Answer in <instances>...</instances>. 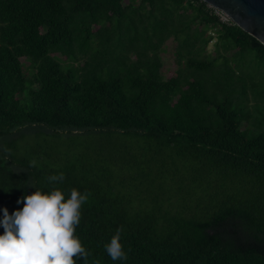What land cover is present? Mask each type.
<instances>
[{
	"label": "trees",
	"instance_id": "obj_1",
	"mask_svg": "<svg viewBox=\"0 0 264 264\" xmlns=\"http://www.w3.org/2000/svg\"><path fill=\"white\" fill-rule=\"evenodd\" d=\"M126 2L0 0V221L36 187H57L65 199L75 188L88 194L75 230L87 264H264V131L248 133L251 117L210 99L180 68L165 75L162 56L131 74L129 91L121 71L106 76L91 65L98 49L71 66L78 54L68 47L99 29V16L77 22L76 12L103 7L110 17ZM171 2V21L192 11L204 50L214 28L217 46L232 40L264 58L261 41L206 1ZM60 174L63 181H49ZM171 178L180 182L166 186ZM120 227L128 258L113 261L104 245Z\"/></svg>",
	"mask_w": 264,
	"mask_h": 264
},
{
	"label": "rangeland",
	"instance_id": "obj_2",
	"mask_svg": "<svg viewBox=\"0 0 264 264\" xmlns=\"http://www.w3.org/2000/svg\"><path fill=\"white\" fill-rule=\"evenodd\" d=\"M171 7H175L171 0H160L154 6L130 0L120 13V9H116L110 17H107L103 7L91 10L89 14L76 12L77 22H80L81 15L85 21H91L94 15L99 16L96 24L99 29L94 30L84 42L82 40L68 47L70 57L78 54L77 61H70L71 66L83 64L98 49V55L90 60L91 65H100L106 76L121 71L124 87L129 91L131 74L144 72L146 66L162 56L165 75L180 68V77L201 81L210 99L216 102L227 100L231 107L242 108L256 125L248 131L249 134L264 131V58L249 47L241 50L232 40H223L217 46L218 36L214 28L208 30L214 38L204 50L201 42L203 29L193 23L192 11L176 14L171 21ZM176 36L178 39L175 40ZM83 49L92 50L87 54L79 53ZM58 54L60 59L67 60L62 53ZM22 60L26 70H31L30 60ZM192 60L213 61V64L210 62L201 69L196 64H190ZM243 125L244 128L251 126L248 121ZM187 174H192L190 168ZM177 182L180 180L171 178L165 185Z\"/></svg>",
	"mask_w": 264,
	"mask_h": 264
},
{
	"label": "clouds",
	"instance_id": "obj_3",
	"mask_svg": "<svg viewBox=\"0 0 264 264\" xmlns=\"http://www.w3.org/2000/svg\"><path fill=\"white\" fill-rule=\"evenodd\" d=\"M63 179V174L49 177L50 182ZM87 198L88 194H81L75 188L65 199L57 187L47 192L36 187L32 194L17 200L18 204L23 203L22 209L10 215L4 208L0 221L4 229L0 234V264H76V258L87 264L90 253L75 234L80 209ZM122 231V227L118 228L104 245L113 261L128 258L121 244Z\"/></svg>",
	"mask_w": 264,
	"mask_h": 264
},
{
	"label": "water",
	"instance_id": "obj_4",
	"mask_svg": "<svg viewBox=\"0 0 264 264\" xmlns=\"http://www.w3.org/2000/svg\"><path fill=\"white\" fill-rule=\"evenodd\" d=\"M264 44V0H204Z\"/></svg>",
	"mask_w": 264,
	"mask_h": 264
},
{
	"label": "built area",
	"instance_id": "obj_5",
	"mask_svg": "<svg viewBox=\"0 0 264 264\" xmlns=\"http://www.w3.org/2000/svg\"><path fill=\"white\" fill-rule=\"evenodd\" d=\"M213 8L215 9L216 14L220 16L222 21L226 22V21L231 20V18L225 12H223V11H221L215 7H213Z\"/></svg>",
	"mask_w": 264,
	"mask_h": 264
},
{
	"label": "crops",
	"instance_id": "obj_6",
	"mask_svg": "<svg viewBox=\"0 0 264 264\" xmlns=\"http://www.w3.org/2000/svg\"><path fill=\"white\" fill-rule=\"evenodd\" d=\"M163 67H164V63H163ZM162 70H163V68H162ZM164 71V70H163Z\"/></svg>",
	"mask_w": 264,
	"mask_h": 264
}]
</instances>
